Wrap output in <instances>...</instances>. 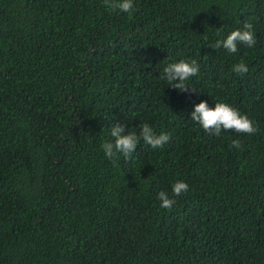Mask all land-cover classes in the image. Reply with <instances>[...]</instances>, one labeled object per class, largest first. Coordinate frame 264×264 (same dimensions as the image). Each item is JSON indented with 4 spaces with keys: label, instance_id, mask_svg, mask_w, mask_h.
<instances>
[{
    "label": "trees",
    "instance_id": "trees-1",
    "mask_svg": "<svg viewBox=\"0 0 264 264\" xmlns=\"http://www.w3.org/2000/svg\"><path fill=\"white\" fill-rule=\"evenodd\" d=\"M133 3L0 0V264H264V0ZM244 23L253 47H211ZM182 59L194 91L161 78ZM202 100L258 131L210 136ZM145 123L169 142L113 164L112 127Z\"/></svg>",
    "mask_w": 264,
    "mask_h": 264
},
{
    "label": "clouds",
    "instance_id": "clouds-1",
    "mask_svg": "<svg viewBox=\"0 0 264 264\" xmlns=\"http://www.w3.org/2000/svg\"><path fill=\"white\" fill-rule=\"evenodd\" d=\"M104 5L113 11H122L131 15L134 9L133 0H104ZM256 39L251 23H244L243 29H237L230 32L226 39H218L213 49L224 48L230 53L238 51V45L243 44L248 48L255 45ZM232 70L237 74H245L248 72V66L243 63L234 64ZM199 73V65L195 60L191 62L179 60L171 62L163 68L161 78L168 82V85L182 92L195 90L188 86L186 81L189 78L196 76ZM191 120L197 122L203 130L210 136L219 137L222 131H234L238 134L253 135L258 131V127L247 117L241 114L239 110L233 108L227 103L217 102L214 108H210L206 101H200L194 105V110L191 112ZM140 132H126V129L121 124H115L111 129L113 142H106L101 145L105 156L112 160L113 164L119 155L127 160L133 156L137 146L142 140L145 144L153 149L163 148L170 140V136L166 133L156 134L154 129L149 124H142ZM230 148H242L241 142L238 139L232 140ZM189 186L186 182L179 180L172 185L173 196L170 197L167 192L160 191L157 196L161 201L160 207L171 209L175 203L174 197L186 193Z\"/></svg>",
    "mask_w": 264,
    "mask_h": 264
}]
</instances>
